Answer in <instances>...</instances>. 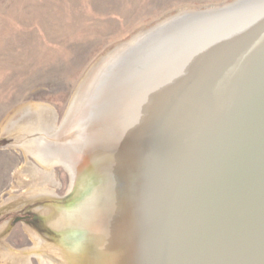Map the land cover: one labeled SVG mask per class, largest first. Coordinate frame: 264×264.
Wrapping results in <instances>:
<instances>
[{
  "label": "rangeland",
  "instance_id": "rangeland-1",
  "mask_svg": "<svg viewBox=\"0 0 264 264\" xmlns=\"http://www.w3.org/2000/svg\"><path fill=\"white\" fill-rule=\"evenodd\" d=\"M232 1L0 0V264H45L46 253L52 251L49 247L64 244L62 232L51 225L45 211L55 209L60 213L74 206L85 198L86 188L79 190L83 191L82 196L74 195L75 176L59 162L63 159L56 156L65 151L55 146L59 145L57 137L74 97L92 72L96 73L94 85L98 76L102 78L100 83L105 81L93 98L90 93L79 97L67 129L84 133L86 140L81 152L93 170L89 181L106 188L100 185L105 194L100 195L98 208L109 212L111 227L118 222L116 240L111 234L110 241L101 247L106 248L104 255H115L118 264L145 260L146 254L140 250L145 249L141 246L145 239L143 220L149 211L143 204L144 189L156 157L151 155L148 143H143L142 120L153 103L157 105L156 101L163 100L168 88L158 82L145 89L147 78L143 79L138 66H131L135 70L133 76L127 75V60L116 70L118 73L112 74L127 53L119 48L113 57L109 54L170 14L221 7ZM140 59L142 56L137 58ZM34 105L51 110V128L44 133L38 132L34 122L26 120ZM96 108L101 110L97 134L95 126L92 131L85 118H94ZM35 142H43L45 146L39 149L59 159L45 162L40 150L36 151ZM22 215L29 216L25 219Z\"/></svg>",
  "mask_w": 264,
  "mask_h": 264
},
{
  "label": "water",
  "instance_id": "water-1",
  "mask_svg": "<svg viewBox=\"0 0 264 264\" xmlns=\"http://www.w3.org/2000/svg\"><path fill=\"white\" fill-rule=\"evenodd\" d=\"M261 8L264 0H233L181 10L143 29L129 47L145 89L168 88L142 120L143 143L156 157L144 189L142 252L154 248L143 263H255L264 233L243 235L251 225L264 232Z\"/></svg>",
  "mask_w": 264,
  "mask_h": 264
},
{
  "label": "bare ground",
  "instance_id": "bare-ground-1",
  "mask_svg": "<svg viewBox=\"0 0 264 264\" xmlns=\"http://www.w3.org/2000/svg\"><path fill=\"white\" fill-rule=\"evenodd\" d=\"M257 12L264 13V8H261ZM170 18L171 17H168L167 20H169ZM144 34H145V30L139 32L130 41H127V42L123 43L121 46L117 47L114 51H112L109 54V57L112 56V55H116L118 53V51H116V50H118L119 48L132 47V45L135 42H137L138 40H140L141 37L144 36ZM133 48L135 49V47H133ZM133 48H130V49L127 50L128 51V52H126L127 54L115 65V67H114V69L112 71V74L118 73V71H116V70L119 67L122 66V64H123V62L125 60H127V61H125V64L127 62L126 66H125V70L127 71V75L130 74V77L133 76V74L135 72V70H133L134 67H131L132 65L135 64V62L131 60L132 59L131 57L134 54V52H132ZM126 56H128V57L126 59H124ZM109 60H111V59L109 58ZM144 60L145 59H142V62ZM138 63H140V62L138 61ZM95 74L96 73H94V72L90 73L89 76L87 77V79L81 84L77 94L75 95V97L73 99V102H72V104L70 106V109H69V111L67 113V116H66L65 121H64V126L62 127V129H60V131L62 130L64 133L65 132H67V133H65V134L61 133L62 132L61 131L60 135L57 137L58 138L57 142H58L59 145L58 146L53 145V146L57 147L59 150H61L60 148H62V150L65 151L64 155H59V156L57 155L56 157H59L60 159H63V160H60L59 162H62V164H65V166L69 170H71V172L73 174L72 177L74 178V176H75V178H76V179L74 178L73 183H72V189L75 190V192H73L74 195L80 194L82 196L83 195L82 194L83 191L82 190L79 191L80 189H83L82 187H84L86 189L92 187L93 191H92V193L90 195L86 196L83 200H81L80 202H78L74 206L66 207V208L62 209V211L60 213L57 212L55 209L54 210L51 209V210H46L45 211L46 212L45 214L48 215V220L50 221L51 225L54 228H56L57 230H60L62 232V235L64 236V240H63L64 244L62 245V247L61 246L60 247H58V246L57 247L56 246L52 247L51 245H50L51 247L48 246L49 248H51L52 251L50 253L47 252L48 254L46 253V257H48L49 261H47L48 259L46 260V262L44 261L45 264H100L99 263L100 261L103 262V264H118V263H115L117 261V260L115 261V255L112 256V257H109L108 255H104L106 248L105 249L101 248V247H103L104 243L106 244V243H108L110 241L111 234H112V237H113V241L116 240V235L118 234V231H117L118 230V228H117L118 225H116V224H118V222H115L114 224L112 223L113 225L111 227L109 212L106 211V210H100L98 208V205L100 203V202L98 203V199H99L101 194H105L104 193L105 190H103V188H101L100 185L103 186L104 184H95L94 182L91 184L90 183L91 181H89V179H90L89 177H91L93 175L92 174L93 170H92L91 165L88 164V162L85 159V157L82 156L83 154L81 152V151H84V147H83L84 144L82 142H84L86 140L85 136H83L84 133L77 134L78 130L75 131V130H73L74 128H71V130L67 129V123L70 120L69 118L72 115V112H73V110H74V108L76 106V103H77L79 97L83 93L85 94V96L88 93H90V94H92L91 96L93 98V96L97 93L98 88L102 85L101 83L105 81L104 80V81H102L100 83L102 78H99V76H98V78L96 80V83L94 85ZM107 75H108V73H107ZM121 78L122 77H120L119 79H121ZM121 88H124V86H122ZM85 96H84V98H85ZM92 98H91V100H92ZM162 101H163L162 99L159 100V101H156L157 105H154V103H153V111H155L156 107H158V105L161 104ZM82 103H84V102H82ZM97 103L99 104V102H97ZM88 104H89L88 108L91 109L92 106L90 105V103H88ZM85 105H87V103ZM92 105H93V101H92ZM79 106H80V104H79ZM80 107H82V106H80ZM97 108L94 110L95 111L94 112L95 115L93 114L94 118H92V115L90 117L86 115L87 117H85L87 119L86 121H88V122L90 121L89 125L90 126L92 125L91 126L92 127V131L94 130V126H95V134H97V130H98V124H97L98 123V117H99L98 113H100V111H101V110H99ZM90 109H89V111H90ZM142 109H143V107H142ZM114 110H115V108H114ZM130 110H133V109H130ZM85 118H84V120H85ZM51 119H52V115H51L50 108L48 106H38V105L31 106L30 113H29L28 117H26V120H29L32 123L34 122L38 126L36 128L37 129L39 128L38 132H40V133H44L46 131V129L51 128ZM125 122H127V119H126ZM172 123H171L170 127H172ZM166 125H167V122H166ZM33 130H35V129L33 128ZM118 137L120 138V136H118ZM40 138L42 139V137H40ZM39 143L36 144V142H35V145L32 143L35 146L36 151H38L39 148L43 149V145H44L43 142L40 143V144ZM61 144H62V146H60ZM108 145L109 144L106 145L107 146L106 150H109ZM46 149H47V147H46ZM55 152L54 153L52 152L51 154L55 155ZM38 153L39 154L41 153L42 155H44L43 156V158L45 157L44 161L45 162L49 161V162H47L48 164H50L53 161L59 159V158L55 159V157L53 155H51V156L47 155L48 153L45 150H40ZM108 156H109V160H111L112 156L111 155H108ZM46 157H49V159H46ZM43 158H42V160H43ZM117 186L118 185H116L115 187L117 188ZM86 189L84 190V192L86 191ZM106 194H107V190H106ZM33 196L36 197V195H33ZM35 197H33V198H35ZM43 197H44V195H43ZM127 199H129V198H127ZM122 207H123V205H122ZM249 214H250V212H249ZM249 214L245 217L246 219H245L244 223H242V225L240 224L242 228H245L246 225L248 224V222L246 223V221H247V219L251 218V216ZM150 215H151V213L148 212L146 216L150 218ZM130 217H131V215H130ZM151 218H154L153 215L151 216ZM243 220H242V222H243ZM262 229L263 228H259V227L256 229V226L251 225L247 229L248 231L245 232V235H243V236H244L245 239H247L248 237L251 236V234L253 232H254L253 235H256L257 231L260 232L261 234H263L264 232H261ZM120 235H121V233H120ZM121 237H123V236H121ZM140 243H139V245H140ZM43 246H46V245H43ZM141 246H144V245H141ZM259 246L260 247H259V249H258V251H257V253L255 255V259H254L255 263L254 264H264V238L263 237L260 239ZM122 247H123V245H122ZM122 247H120V248H122ZM139 248L140 247H138V249ZM153 248L154 247H150V249L145 254H151L153 252ZM155 249L156 250L158 249V251H159V247L158 246L155 247ZM155 249H154V251H155ZM140 250H142V248H140ZM101 251H104V252L101 253ZM49 254H51V255H49ZM137 255H138V253H137ZM140 255H142V254H140ZM19 256H16V257H19ZM104 257H107L108 260L105 261ZM9 258H11V257H9ZM19 258H23V257H19ZM141 258H142V256H141ZM141 262H139L138 264H146V263H143V261H141ZM19 264H23V263L20 262ZM120 264H128V263H124V262L121 263L120 262ZM129 264H135V263L133 261H131V263H129Z\"/></svg>",
  "mask_w": 264,
  "mask_h": 264
},
{
  "label": "flooded vegetation",
  "instance_id": "flooded-vegetation-1",
  "mask_svg": "<svg viewBox=\"0 0 264 264\" xmlns=\"http://www.w3.org/2000/svg\"><path fill=\"white\" fill-rule=\"evenodd\" d=\"M29 215H22L23 218L27 219Z\"/></svg>",
  "mask_w": 264,
  "mask_h": 264
}]
</instances>
